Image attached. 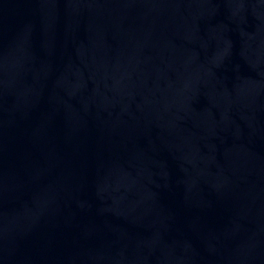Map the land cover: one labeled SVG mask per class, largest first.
I'll return each mask as SVG.
<instances>
[{"label": "water", "instance_id": "obj_1", "mask_svg": "<svg viewBox=\"0 0 264 264\" xmlns=\"http://www.w3.org/2000/svg\"><path fill=\"white\" fill-rule=\"evenodd\" d=\"M0 264H264V0H0Z\"/></svg>", "mask_w": 264, "mask_h": 264}]
</instances>
